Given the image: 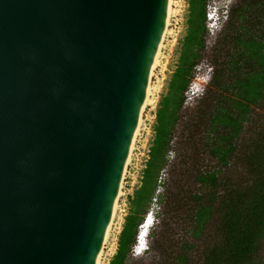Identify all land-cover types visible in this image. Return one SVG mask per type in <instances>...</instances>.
<instances>
[{"label": "water", "instance_id": "obj_1", "mask_svg": "<svg viewBox=\"0 0 264 264\" xmlns=\"http://www.w3.org/2000/svg\"><path fill=\"white\" fill-rule=\"evenodd\" d=\"M170 13L0 0V264H100Z\"/></svg>", "mask_w": 264, "mask_h": 264}, {"label": "trees", "instance_id": "obj_2", "mask_svg": "<svg viewBox=\"0 0 264 264\" xmlns=\"http://www.w3.org/2000/svg\"><path fill=\"white\" fill-rule=\"evenodd\" d=\"M209 1L188 0L187 33L181 41L179 63L168 83L167 92L160 100L155 136L142 183L130 196L129 213L125 217L111 264H127L132 257L134 246L139 242L141 226L154 199L160 208L155 216L158 219L162 208L166 210L168 205L177 202L172 188L180 186L183 180L172 171L168 179L163 178V173L169 164L177 126L184 117L182 113L196 77V69L207 49ZM259 2L264 6V0H245L246 7L231 12L229 24L237 20L240 28L234 29L235 32L231 34L233 46L228 52V62H223L221 53L214 58V73L209 88L215 87V99L207 103L208 95L205 93L198 116H187L184 120L189 128V134L183 135L184 140L192 142L195 136H200L223 167L230 164L239 150L240 139L253 107L264 101V28L254 30L246 24L248 11ZM244 157L250 166V182L245 186L232 187L227 194L221 187L219 174L222 169L205 168L195 176L201 190L208 189L206 200H202L201 191L196 196L198 205L193 214L195 238L206 233L215 217L219 199L222 205V239L207 250L204 264H264L261 260L264 252V149ZM161 187L164 188L163 192L159 191ZM176 259V264H189V257L185 253Z\"/></svg>", "mask_w": 264, "mask_h": 264}, {"label": "rangeland", "instance_id": "obj_3", "mask_svg": "<svg viewBox=\"0 0 264 264\" xmlns=\"http://www.w3.org/2000/svg\"><path fill=\"white\" fill-rule=\"evenodd\" d=\"M242 6L246 7L245 0L209 1L210 22L208 25L210 33L207 39V49L202 62L196 69V77L188 92L187 102L183 109L184 117L177 126L176 137L169 154V164L163 173V178L168 179L170 178L169 172L172 171L183 180L180 186L176 185L172 188V194L177 198V202L168 205L166 210L162 208L160 210L161 217L158 219L155 216L160 208L157 200L154 199L144 220V223L148 220V235L146 238L144 237L143 241L141 240L143 244L138 242L134 246L132 257L127 264H176V258L182 253L189 257V264H204L207 250L222 239L220 233L222 205L219 199L216 203L215 217L208 225L206 233L198 239L195 238L193 214L195 206L198 205L196 196L201 191L202 200H206L208 192V189L201 190L195 176L205 168L209 170L222 169L219 176L224 194H227V191L232 187L245 186L250 182V166L246 163L244 156H252L256 151L264 149V101L253 107L240 139L239 150L233 155L235 157L228 166L223 167L213 157L209 152L210 148L203 144L200 136H195L192 142H187L184 140L185 136L183 137V135L189 134V128L184 120L187 119V116H198V108L205 101L204 94L208 95L207 103H212L215 99L214 96L217 94L215 87L209 88L214 73L213 61L216 54L221 53L223 62H228L230 56L228 52L233 46L231 34L235 32L234 29L240 28V23H237V20L229 24L230 14ZM188 13V0H174L173 14L164 38L161 57L151 77V101H154L143 108L141 113L143 119L141 129L136 139L132 159L124 174L122 194L118 199V211L113 220L109 237L103 245L102 264H111V259L118 248L125 217L129 213L130 196L142 183L143 171L155 136L156 113L160 100L167 92L168 83L179 63L181 41L187 33ZM247 14L246 24L249 27L254 30L264 28V6L260 2L257 5L255 3ZM159 191L163 192L164 188L161 187ZM151 217L154 219L152 225L150 224ZM143 229L144 226L141 230ZM261 257L264 263V252Z\"/></svg>", "mask_w": 264, "mask_h": 264}, {"label": "bare ground", "instance_id": "obj_4", "mask_svg": "<svg viewBox=\"0 0 264 264\" xmlns=\"http://www.w3.org/2000/svg\"><path fill=\"white\" fill-rule=\"evenodd\" d=\"M173 3H174V0H170V4H171V13H170V17H169V20H168V23H167V27H166V30H165V34H164V37H163V40H162V44H161V47H160V50H159V54H158V57H157V61H156V64H155V67L157 66V64L159 63V60H160V57H161V50H162V47H163V45H164V38H165V36H166V34H167V32H168V26H169V24H170V19H171V16H172V14H173ZM155 67H154V69H155ZM152 91V83H151V81H150V84H149V87H148V91H147V94H146V98H145V101H144V104H143V108H145L150 102H153V101H151V92ZM143 108H142V110H143ZM141 113H142V111H141ZM142 121H143V119H142V116H141V114H140V118H139V121H138V125H137V128H136V131H135V135H134V138H133V141H132V145H131V148H130V152H129V156H128V158H127V162H126V165H125V168H124V172H123V176H122V180H121V184H120V189H119V192H118V195H117V198H116V200H117V204H118V199H119V197L121 196V194H122V190H121V188H122V182H123V178H124V174H125V171H126V167H127V165L129 164V162L131 161V159H132V155H133V150H134V147H135V143H136V139H137V136H138V134H139V132H140V129H141V125H142ZM116 216V215H115ZM115 218V217H114ZM114 220V219H113ZM112 223H113V221H112ZM112 223H111V225H110V227H109V229H108V231H107V233H106V235H105V239H104V242L105 241H107V239H108V237H109V234H110V231H111V227H112ZM144 226V229L143 230H141V238H140V240H144V237H145V235H146V231L148 230V229H146L145 227H147L148 226V224H143L142 225V227ZM141 241V243L140 244H143V242ZM104 245V244H103ZM102 256V255H101ZM100 264H102V262L100 261Z\"/></svg>", "mask_w": 264, "mask_h": 264}, {"label": "clouds", "instance_id": "obj_5", "mask_svg": "<svg viewBox=\"0 0 264 264\" xmlns=\"http://www.w3.org/2000/svg\"><path fill=\"white\" fill-rule=\"evenodd\" d=\"M153 217H151V221H150V224L152 225L153 224ZM148 220H146L145 221V223L144 224H147L148 222H147ZM149 227V226H148ZM148 227H146V229H148ZM141 228H142V226H141ZM146 233V235H145V238L147 237V235H148V230L145 232ZM140 243H141V240H140Z\"/></svg>", "mask_w": 264, "mask_h": 264}]
</instances>
